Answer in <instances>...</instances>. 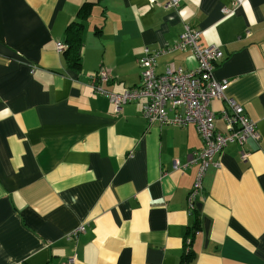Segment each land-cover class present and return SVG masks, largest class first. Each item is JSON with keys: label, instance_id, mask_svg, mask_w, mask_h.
<instances>
[{"label": "crops", "instance_id": "1", "mask_svg": "<svg viewBox=\"0 0 264 264\" xmlns=\"http://www.w3.org/2000/svg\"><path fill=\"white\" fill-rule=\"evenodd\" d=\"M73 21L78 66L67 55ZM185 25L221 49L213 76L259 133L214 157L193 210L195 125H149L141 101L114 115L91 86H138L146 49L161 51L157 73L194 69L189 50L166 51ZM189 239L190 264H264V0H0V264H180Z\"/></svg>", "mask_w": 264, "mask_h": 264}, {"label": "built area", "instance_id": "2", "mask_svg": "<svg viewBox=\"0 0 264 264\" xmlns=\"http://www.w3.org/2000/svg\"><path fill=\"white\" fill-rule=\"evenodd\" d=\"M181 0H167V6L178 9ZM243 0H234L239 5ZM233 9L227 6L221 9L223 15H228ZM201 31L185 25L183 32L173 46V49L189 50L196 59V67L183 70L169 64L163 73L155 71L156 59L161 51L146 49L137 60L140 71L138 86L126 88L120 93L106 90L94 81L91 86L94 91L105 95L113 104V114L117 115L122 106L129 102L141 101V112L149 125L158 123L175 126L195 125L204 145L193 153L187 165L196 164L197 174L193 185L187 195L189 210L194 209L198 194L202 190V178L205 170L214 162L223 148L231 142L240 146L249 140L257 141L259 133L256 123L244 112L243 107L233 98L226 96L229 81L218 80L213 76V70L222 60L223 52L216 45L203 46L200 44ZM63 43L57 42V48L62 49ZM111 75L108 70L101 68L96 78L108 81ZM214 99L222 100L225 105L218 115L211 110L210 104ZM218 119L222 121L223 128L219 127ZM242 158L247 156L245 150L241 151ZM175 163V167H176ZM85 231L84 224H80L70 231L68 239L75 238ZM190 239L186 243H190ZM75 256L69 257L62 264H73ZM180 264H190L182 258Z\"/></svg>", "mask_w": 264, "mask_h": 264}, {"label": "trees", "instance_id": "3", "mask_svg": "<svg viewBox=\"0 0 264 264\" xmlns=\"http://www.w3.org/2000/svg\"><path fill=\"white\" fill-rule=\"evenodd\" d=\"M87 4L85 2L82 5L81 11L83 10L84 6ZM81 23L79 21H73L67 28V33H66V41L69 43L68 44V59L69 63L71 65L78 66L79 61H80V49H81V28H80ZM139 67V66H138ZM139 76H140V71H139ZM162 125V124H161ZM166 125V124H163ZM197 218H195V221ZM192 250L190 247V243H185L184 247V254L183 258L187 261H189L192 258ZM190 262V261H189Z\"/></svg>", "mask_w": 264, "mask_h": 264}]
</instances>
